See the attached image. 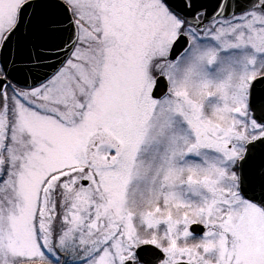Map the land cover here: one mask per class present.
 <instances>
[{
	"label": "snow or ice",
	"instance_id": "6c2138e0",
	"mask_svg": "<svg viewBox=\"0 0 264 264\" xmlns=\"http://www.w3.org/2000/svg\"><path fill=\"white\" fill-rule=\"evenodd\" d=\"M0 264H264V0H0Z\"/></svg>",
	"mask_w": 264,
	"mask_h": 264
}]
</instances>
